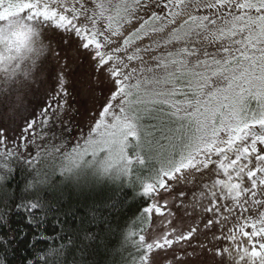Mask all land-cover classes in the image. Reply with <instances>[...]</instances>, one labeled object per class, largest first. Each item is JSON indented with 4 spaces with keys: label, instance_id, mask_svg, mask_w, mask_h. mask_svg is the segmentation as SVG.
<instances>
[{
    "label": "snow or ice",
    "instance_id": "1",
    "mask_svg": "<svg viewBox=\"0 0 264 264\" xmlns=\"http://www.w3.org/2000/svg\"><path fill=\"white\" fill-rule=\"evenodd\" d=\"M41 36L56 42V62L44 69L47 98L11 135L0 126V264H60L79 247V234L65 229L75 213L62 212L68 198L46 169L56 157L57 180L90 157V189L113 172L131 179L150 169L139 192L122 193L133 196L122 218L146 219L131 264H185L180 244L201 249L206 264H264V138L250 132L264 128V0H0V72ZM246 135L242 154L223 156ZM229 159L217 175L236 181L239 195L213 191L203 211L190 205L188 227L169 219L151 238L169 185L199 186ZM116 203L100 199L86 214L90 243L81 246L90 258Z\"/></svg>",
    "mask_w": 264,
    "mask_h": 264
},
{
    "label": "rangeland",
    "instance_id": "2",
    "mask_svg": "<svg viewBox=\"0 0 264 264\" xmlns=\"http://www.w3.org/2000/svg\"><path fill=\"white\" fill-rule=\"evenodd\" d=\"M19 19V18H15ZM33 51L24 52L19 54L16 59L9 65H7V71L0 72V126L9 129L10 135L11 130L15 129L17 125L23 126L24 118L27 116L31 120L30 112L33 110H39V106L43 105L44 100L47 98L46 90L48 85L45 83L47 73L44 70L49 64H54L55 59V49L56 42L52 40L45 39L43 36L39 37L31 45ZM45 55H47V62H45ZM17 65L19 67H17ZM86 67V65H85ZM15 69V74L10 75L12 70ZM81 99H84L81 97ZM89 108L92 107V101L89 100L87 105ZM39 132V129H38ZM50 135V134H45ZM221 137L226 136V132L220 133ZM37 143H40V140H37ZM203 159V155L199 157ZM214 154L209 157L213 159ZM90 157L81 163L79 169H84L86 166L91 165L89 163ZM51 162H57L58 165L62 166L63 161L60 157H56L55 160ZM156 168H159L158 162H153ZM53 164V163H51ZM149 170V171H148ZM203 169L197 170V175ZM138 174L135 176V180H141V175L144 172L151 176L150 169H140ZM212 169L204 172V175L198 185L201 186L208 184V177ZM188 173L186 172L185 175ZM139 177V178H138ZM206 178V180H205ZM194 185L191 180L185 181L181 179L179 182H174L172 185H169V189H166L164 192V200L167 202L168 209L167 214L162 218L158 219L156 223L152 226V232L150 233L151 238L158 239L161 236V232L158 231L160 226L171 219L173 225L177 230L188 227L194 220V217L189 216L188 213L192 212V208L185 207L183 208L180 205L179 194L181 192L188 193L193 191ZM175 187L176 191H171L170 189ZM185 198V199H186ZM256 215L255 210L249 216L248 221L251 222L252 218ZM170 226V227H171ZM145 234L147 228L145 229ZM237 239L243 243L244 238L242 236H237ZM195 243V241H193ZM229 243V242H226ZM235 247V245H233ZM178 249H186V252L183 253L185 264H206L208 256L206 253L202 252L201 249H193L184 244L177 245ZM195 251L197 254L195 257L189 256L188 253ZM180 255L181 253H177Z\"/></svg>",
    "mask_w": 264,
    "mask_h": 264
},
{
    "label": "trees",
    "instance_id": "3",
    "mask_svg": "<svg viewBox=\"0 0 264 264\" xmlns=\"http://www.w3.org/2000/svg\"><path fill=\"white\" fill-rule=\"evenodd\" d=\"M20 151L22 153L23 149ZM51 161L53 160L48 161L46 165L49 179L54 181L57 190L62 191L64 196L68 198V204L62 212L70 211V213H75L76 223L74 225L71 223L65 225V229L74 238L77 234L80 236V239L76 240V244L79 247L64 256L60 260V264H94L97 260L99 264H131V257L135 254L136 245L138 244L134 236L138 234L141 223L146 225V219L142 217L135 219L132 217L122 218V213L126 212V205L131 203L133 199L132 195L123 197L122 193L124 188L131 189L133 194L139 192L141 181L150 177L147 174L148 172H144L141 175V180H135L136 174L139 173L138 171L133 173L131 179L127 176L120 177L116 172H113L102 188L93 185L90 189L88 185L92 184L94 173L91 165L78 171L74 169L71 176L66 172L61 180H57L56 174L59 173L61 166L57 162ZM77 181H79V184H77ZM109 196L117 200V203L114 208L109 210L110 224L107 230L101 233L103 242H101V237L97 238L95 241L97 246L96 255L90 258L88 256L90 249H85L81 246V240H83V245L90 243V241L83 238V228L88 223L86 214L89 213V208L94 202L106 199ZM77 207L82 208L83 211L76 212L75 209ZM105 214L107 215L108 213ZM61 219H63L62 213ZM71 219L70 216L69 220L71 221Z\"/></svg>",
    "mask_w": 264,
    "mask_h": 264
},
{
    "label": "flooded vegetation",
    "instance_id": "4",
    "mask_svg": "<svg viewBox=\"0 0 264 264\" xmlns=\"http://www.w3.org/2000/svg\"><path fill=\"white\" fill-rule=\"evenodd\" d=\"M251 134H255L258 137L264 138V128H261L259 126L254 127L250 130ZM248 139V136L246 135L245 138L241 141L236 142L234 145L231 146V148H227L225 152L223 153V156L231 158L234 155L242 154L240 152V149L242 148L245 141ZM231 163V159L225 161V169L221 170L218 167L212 168V172L210 173V177H208V184L207 188L203 186V183L201 186H195L193 188V191L188 193V197L180 201V205L185 208L189 207L192 208L190 205L193 203L198 202L197 211H203L204 207L207 205L209 198L211 197L213 191H215L216 194L224 196V197H237L239 195L240 189L236 185V181H230L227 176L225 178L221 179L217 174L221 171H227L228 165ZM236 170H239L240 164H235ZM206 180V178H205ZM227 186V188L225 187ZM223 203V202H222ZM193 209V208H192ZM193 212V210H192ZM247 215V214H246ZM250 216V215H249ZM249 216L247 218H249ZM195 218V217H194ZM239 219V216L233 217V220ZM244 221H241L243 223Z\"/></svg>",
    "mask_w": 264,
    "mask_h": 264
}]
</instances>
